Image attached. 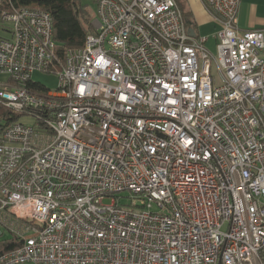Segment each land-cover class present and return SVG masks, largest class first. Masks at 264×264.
I'll use <instances>...</instances> for the list:
<instances>
[{
  "label": "built area",
  "instance_id": "built-area-1",
  "mask_svg": "<svg viewBox=\"0 0 264 264\" xmlns=\"http://www.w3.org/2000/svg\"><path fill=\"white\" fill-rule=\"evenodd\" d=\"M200 1L215 55L177 0H94L62 63L47 12L0 4V105L35 122L0 119V264H264V29Z\"/></svg>",
  "mask_w": 264,
  "mask_h": 264
},
{
  "label": "trees",
  "instance_id": "trees-1",
  "mask_svg": "<svg viewBox=\"0 0 264 264\" xmlns=\"http://www.w3.org/2000/svg\"><path fill=\"white\" fill-rule=\"evenodd\" d=\"M5 8L35 6L47 12L52 20V38L56 45V59L63 62L65 52L70 48L83 46L87 35L94 32V20L87 8L79 0H0ZM187 25L195 30V24L190 19V12L182 7V1L177 0ZM26 86L43 90L45 86L27 82ZM20 114H14L0 105V119L5 122L18 121ZM22 241L16 237L10 240L0 239V255L21 246Z\"/></svg>",
  "mask_w": 264,
  "mask_h": 264
},
{
  "label": "rangeland",
  "instance_id": "rangeland-1",
  "mask_svg": "<svg viewBox=\"0 0 264 264\" xmlns=\"http://www.w3.org/2000/svg\"><path fill=\"white\" fill-rule=\"evenodd\" d=\"M82 5H84L87 10L93 14L94 18L96 17V5L94 0H79ZM252 3L255 5H258L259 0H251ZM191 7L195 6L197 7L196 3L194 0H191ZM182 7L183 9L189 10V7L182 2ZM199 9V8H198ZM195 13V9H193ZM197 13V12H196ZM198 14V13H197ZM197 17V16H196ZM198 26L195 28V31L197 35L200 37H207V41L205 42V47L210 51L212 55H215L216 53V44L218 42L217 35L218 32L221 29V25L214 21V19H211L210 17L206 16V14L202 11L200 14H198ZM211 74L216 75L214 65L211 67ZM32 82L41 84L48 89L54 90L57 86V75L56 71L52 70L49 73L46 72H34L31 76ZM8 80V75L6 74H1L0 73V83H3ZM18 122L23 123L25 125L29 126H34L35 122L33 118H28L26 116H20L18 119ZM120 197V204L121 205H126L129 204L131 201L130 199L133 197L132 193L130 191H123L120 194L117 195ZM103 203L108 204L110 203V199L105 198L103 200ZM2 225L0 224V228Z\"/></svg>",
  "mask_w": 264,
  "mask_h": 264
},
{
  "label": "crops",
  "instance_id": "crops-1",
  "mask_svg": "<svg viewBox=\"0 0 264 264\" xmlns=\"http://www.w3.org/2000/svg\"><path fill=\"white\" fill-rule=\"evenodd\" d=\"M180 1L184 2V4L189 7L188 11L190 12V19L194 22L195 28L198 26V14H200L202 11L206 14V16L213 19L200 0H194L197 5L196 8L195 6H193V8L191 7V0ZM193 9L196 10L195 13ZM237 26L241 31L264 29V0H259L258 5H254L251 0H239ZM7 232V229L2 225L0 228V239H12V237Z\"/></svg>",
  "mask_w": 264,
  "mask_h": 264
},
{
  "label": "water",
  "instance_id": "water-1",
  "mask_svg": "<svg viewBox=\"0 0 264 264\" xmlns=\"http://www.w3.org/2000/svg\"><path fill=\"white\" fill-rule=\"evenodd\" d=\"M188 32L190 33L191 36H195V32L193 28H188Z\"/></svg>",
  "mask_w": 264,
  "mask_h": 264
}]
</instances>
